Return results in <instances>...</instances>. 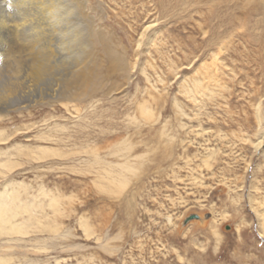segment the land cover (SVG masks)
Wrapping results in <instances>:
<instances>
[{
  "label": "rangeland",
  "instance_id": "1",
  "mask_svg": "<svg viewBox=\"0 0 264 264\" xmlns=\"http://www.w3.org/2000/svg\"><path fill=\"white\" fill-rule=\"evenodd\" d=\"M100 1L107 9L103 30L135 62L129 84L118 80L111 96L99 93L78 103L79 113L44 106L30 110L33 118L4 126L36 121L1 142L2 150L19 144L67 152L26 162L10 177L29 183V195L42 187L72 197L61 221L68 239L38 233L51 247L30 256L42 264H264V153L252 143L264 130L252 105L260 102L264 114V0ZM149 22L135 55L138 35ZM194 52L207 62L210 53L223 56L221 87L214 86L211 98L200 95L199 104L180 91L193 70L178 66ZM152 95H165L168 102L152 103L154 117L147 120L137 108ZM174 101L182 104L183 116ZM56 125L65 127L59 132L64 141H39ZM123 142L133 148L126 156L116 152ZM211 154L208 167L202 161ZM95 155L114 168L128 156L140 172L128 173L119 194L103 190L95 181L106 180L96 174L97 165L91 168ZM81 219L92 236H84ZM30 236L35 235L20 242L29 247Z\"/></svg>",
  "mask_w": 264,
  "mask_h": 264
},
{
  "label": "bare ground",
  "instance_id": "2",
  "mask_svg": "<svg viewBox=\"0 0 264 264\" xmlns=\"http://www.w3.org/2000/svg\"><path fill=\"white\" fill-rule=\"evenodd\" d=\"M103 4L100 0H0V143L8 141L10 136L19 131L34 127L36 121L23 122L24 127L10 126L9 130L4 128L8 124L20 123L26 116L31 119L30 110L34 108L41 110L44 106L58 108L61 105L67 111L79 113L78 103L95 98L99 93L110 95L119 88L118 80L129 84L135 62L129 61L125 46L122 44V50H117L111 36L113 34L103 30L104 9L107 10L103 8ZM151 23L144 25L139 33L133 49L135 55L139 54V47L144 38H147ZM195 53L181 56V65L178 67L183 71L189 67L193 70L189 78L187 76L183 80L180 91L185 99L199 104L200 95L206 94L211 98L213 88L221 87L217 71L219 63L221 64L219 60L223 56L217 52L210 53V61L207 62V56ZM194 60L201 62L194 67ZM178 71L175 73H179ZM143 73L146 80L150 81L145 70ZM151 97L152 99L140 102L137 108L139 114L147 120L154 117L152 103L162 106L168 102L165 95ZM176 101L173 103L175 112L183 116L185 110ZM252 105L254 119L261 125L264 122L261 103ZM63 130L64 126L56 125L54 133H42L39 141L59 145L64 141V137L59 135ZM252 143L264 153V130L263 135ZM131 149L133 150L131 144L123 142V146L116 152L123 151L126 156L125 151L128 155ZM65 154L67 152L59 147L37 145L18 144L11 149H0V264H42L30 255L44 254L51 246L47 239L39 240L42 236L38 238V233H47L51 238L61 236L68 239L69 231L63 230L64 223L61 221L65 216V205L70 204L72 197L65 198L64 191L63 194H56L42 187L38 188V193L29 195L31 186L28 182L29 185L11 180V176L16 171H21L20 166L26 162ZM211 158L213 154L204 158L203 164L209 167ZM96 165L100 169L96 174L100 180H106L105 184L95 181L100 183L98 187L118 194L129 182L128 173L141 169L139 163L131 164L128 156L117 165L118 168H114L115 165L105 166L95 155L91 168ZM79 225L85 237L94 234L86 220L81 219ZM29 235L35 236H30L31 243L27 247L20 241Z\"/></svg>",
  "mask_w": 264,
  "mask_h": 264
},
{
  "label": "water",
  "instance_id": "3",
  "mask_svg": "<svg viewBox=\"0 0 264 264\" xmlns=\"http://www.w3.org/2000/svg\"><path fill=\"white\" fill-rule=\"evenodd\" d=\"M193 217H195V216H193ZM190 218H192V217H190ZM190 218H189V219H190Z\"/></svg>",
  "mask_w": 264,
  "mask_h": 264
}]
</instances>
